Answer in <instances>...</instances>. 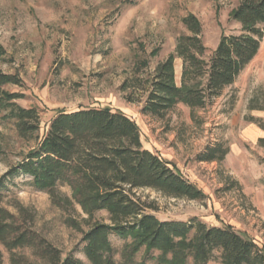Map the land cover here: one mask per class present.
<instances>
[{"label":"rangeland","instance_id":"374dc122","mask_svg":"<svg viewBox=\"0 0 264 264\" xmlns=\"http://www.w3.org/2000/svg\"><path fill=\"white\" fill-rule=\"evenodd\" d=\"M236 4L237 0H0V44L6 59H0V71L20 76L21 86L6 89L23 95L17 100L19 105L38 110L40 135L58 109L109 106L134 120L142 146L175 166L206 195L199 201L152 188L137 189L153 205L151 213L158 219L196 217L209 225H229L264 247V142L259 141L264 137H255L251 131L255 127L264 130V108L247 109L255 94L264 106V85L253 84L249 74H242L212 104L195 109L193 118L182 103L163 118L143 114L142 90L121 89L131 81L138 59L147 62L146 72H152L174 54L177 38L190 34L184 22L188 15L199 22L208 55L222 33L238 28L229 20ZM181 69L182 60L175 57L178 85ZM231 95L235 100L230 107ZM218 142L229 147L223 160L196 158ZM30 145L18 136L12 122L0 123V176ZM30 181L23 174L8 180L4 205L12 212L17 203L30 209L38 232L64 254L74 250L85 260L82 234L95 223H111L109 212L101 209L87 214L72 199L68 186L57 187L64 197L59 202L36 190ZM109 240L116 264H156L143 248L133 263H125L126 239L110 233ZM3 264H9L5 251ZM208 264L222 263L214 259Z\"/></svg>","mask_w":264,"mask_h":264},{"label":"trees","instance_id":"16d2710c","mask_svg":"<svg viewBox=\"0 0 264 264\" xmlns=\"http://www.w3.org/2000/svg\"><path fill=\"white\" fill-rule=\"evenodd\" d=\"M229 20L238 28L222 33L215 48L205 55L200 24L193 15L186 16L190 34L177 38L174 54L151 73L145 71L147 62L138 59L131 81L121 89L142 90L143 114L163 118L182 103L193 118L195 109L212 104L258 52L264 37V0H237ZM4 56L0 44V59L6 61ZM175 57L182 60L179 85L175 82ZM21 84L17 73L0 71V123L12 122L18 136L32 142L24 156L0 176V264L3 251L9 264H116L110 233L126 239L122 250L125 263H133L134 255L143 248L145 256L156 264H208L214 259L222 264H264V247L229 225H209L196 217L160 220L151 213L153 205L142 199L137 189L152 188L171 197L199 201L206 195L175 166L142 146L137 124L124 112L109 106L58 109L40 135L38 110L19 105L17 100L23 95L6 89ZM234 100L231 95L230 107ZM259 100L255 94L247 109H263ZM228 151L225 143L218 142L196 158L220 162ZM20 174L30 176L31 185L53 200L64 199L57 187L65 185L85 213L109 212L111 223H95L82 234L85 260L74 250L64 254L38 232L30 209L17 203L12 212L4 205L7 181ZM154 251L158 253L153 255Z\"/></svg>","mask_w":264,"mask_h":264},{"label":"crops","instance_id":"0c3cea01","mask_svg":"<svg viewBox=\"0 0 264 264\" xmlns=\"http://www.w3.org/2000/svg\"><path fill=\"white\" fill-rule=\"evenodd\" d=\"M242 74H249L251 76V81L253 82V84L264 85V37L260 43L258 52L241 71L239 76H241ZM251 131L255 134V137H264V130L261 128L255 127L252 128Z\"/></svg>","mask_w":264,"mask_h":264}]
</instances>
